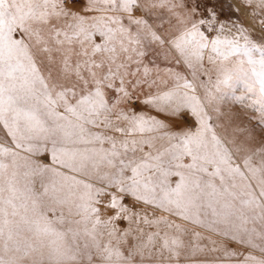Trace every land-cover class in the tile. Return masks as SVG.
<instances>
[{"label":"snow or ice","instance_id":"obj_1","mask_svg":"<svg viewBox=\"0 0 264 264\" xmlns=\"http://www.w3.org/2000/svg\"><path fill=\"white\" fill-rule=\"evenodd\" d=\"M227 15L0 0V264H264V0Z\"/></svg>","mask_w":264,"mask_h":264},{"label":"rangeland","instance_id":"obj_2","mask_svg":"<svg viewBox=\"0 0 264 264\" xmlns=\"http://www.w3.org/2000/svg\"><path fill=\"white\" fill-rule=\"evenodd\" d=\"M204 2L206 4H208V6L216 5L217 11L220 12L221 19L225 20L228 18V15H227L228 14V4L231 3L233 5H236L238 3V0H204ZM221 5H223V11L222 12H221ZM241 16H242L243 23L245 25H248L250 23V20H249V17L247 16L246 12H242ZM160 63L163 65V61H160ZM147 111H149L150 114L156 115V116H158V118L165 120L166 122L171 123L173 125V127H176V128L181 127L183 123H188V124L191 123L190 119L187 120L186 122L185 121H171L170 118L164 114L156 113V112L152 111L151 109H147ZM257 132H259V130H257ZM121 226H124L123 222H122ZM197 231H201V230L197 229ZM205 235H207V233H205ZM185 240L189 245L198 244L202 247L203 246H207V248L212 247L210 244H208L207 240L197 239L196 237L192 236L191 234L187 235L185 237ZM220 255H221L220 253H212V252L206 250L204 252H197L196 256L193 257L192 259H195V260H205V259L211 260L217 256H220ZM181 264H185V260H184L183 256L181 257Z\"/></svg>","mask_w":264,"mask_h":264}]
</instances>
